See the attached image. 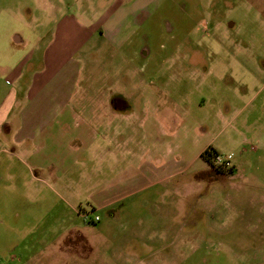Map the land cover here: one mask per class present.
<instances>
[{
  "label": "crops",
  "instance_id": "0c3cea01",
  "mask_svg": "<svg viewBox=\"0 0 264 264\" xmlns=\"http://www.w3.org/2000/svg\"><path fill=\"white\" fill-rule=\"evenodd\" d=\"M148 1L112 0L88 23L64 14L47 44L2 66L9 79L0 81L9 88L0 96V192L27 202L31 219L36 205L41 224H66L84 205L104 213L175 178L183 162L206 160V150L226 155L234 176L233 153L214 143L211 122L233 123L234 158L245 141L264 153V58H252L249 79L235 77L232 98L204 100L214 107L209 125L186 108L176 113L158 86L162 60L137 51L148 54L140 45L144 27L161 5ZM247 64L237 60L239 71ZM224 71L219 78L228 88L231 70Z\"/></svg>",
  "mask_w": 264,
  "mask_h": 264
},
{
  "label": "rangeland",
  "instance_id": "374dc122",
  "mask_svg": "<svg viewBox=\"0 0 264 264\" xmlns=\"http://www.w3.org/2000/svg\"><path fill=\"white\" fill-rule=\"evenodd\" d=\"M111 3L0 0V79H9L5 63L51 40L64 14L94 22ZM144 29L140 45L148 54L137 51L162 60L157 80L168 105L206 125L214 107L204 100L232 98L235 77L249 79L252 58H264V0H161ZM238 59L248 63L245 71ZM226 68L228 88L219 78ZM8 88L0 81V96ZM232 127L227 118L209 128L222 153H233L234 176L215 171L212 160L183 162L187 168L175 178L104 213L84 205L66 224H41V205L31 219L27 202L0 192V264H264V153L245 141L234 158Z\"/></svg>",
  "mask_w": 264,
  "mask_h": 264
},
{
  "label": "built area",
  "instance_id": "2783aa9c",
  "mask_svg": "<svg viewBox=\"0 0 264 264\" xmlns=\"http://www.w3.org/2000/svg\"><path fill=\"white\" fill-rule=\"evenodd\" d=\"M213 162L216 167H221L224 169H229L231 167L230 161L224 157H221L219 155H215L213 158ZM85 220H88V216H85ZM97 220V218H96Z\"/></svg>",
  "mask_w": 264,
  "mask_h": 264
},
{
  "label": "trees",
  "instance_id": "16d2710c",
  "mask_svg": "<svg viewBox=\"0 0 264 264\" xmlns=\"http://www.w3.org/2000/svg\"><path fill=\"white\" fill-rule=\"evenodd\" d=\"M214 156H215V154L213 152H211L210 150L204 151V153H202V155H201L202 158H204V159H206L208 161H210V160L213 161ZM214 169H215V171L219 172L218 169H216V168H214ZM229 173H231V169L226 171V174H229Z\"/></svg>",
  "mask_w": 264,
  "mask_h": 264
}]
</instances>
